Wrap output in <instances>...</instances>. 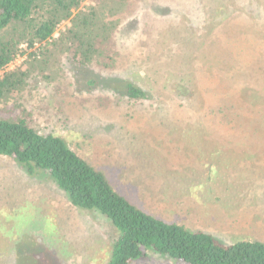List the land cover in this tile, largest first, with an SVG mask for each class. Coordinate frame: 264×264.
I'll return each mask as SVG.
<instances>
[{
  "label": "rangeland",
  "instance_id": "1",
  "mask_svg": "<svg viewBox=\"0 0 264 264\" xmlns=\"http://www.w3.org/2000/svg\"><path fill=\"white\" fill-rule=\"evenodd\" d=\"M124 1L134 5L119 34L128 69L103 78L63 55L44 68L18 57L0 77L16 68L30 77L0 116L28 117L61 138L153 217L224 244L264 242V0ZM173 35L196 43L204 36L205 56L183 57ZM228 36L232 51L261 54L238 53L245 66L237 68L219 51ZM182 59L189 61L178 71ZM233 69L240 71L220 74ZM128 83L146 100H128ZM21 166L0 156V264H106L116 237L109 220L72 206L46 172ZM132 264L182 263L146 252Z\"/></svg>",
  "mask_w": 264,
  "mask_h": 264
},
{
  "label": "trees",
  "instance_id": "2",
  "mask_svg": "<svg viewBox=\"0 0 264 264\" xmlns=\"http://www.w3.org/2000/svg\"><path fill=\"white\" fill-rule=\"evenodd\" d=\"M85 1L0 0V71L23 56L31 66L37 64V68L56 66L61 55L73 65L90 68L103 78L112 77L120 67L126 68L124 57L122 64L125 65H120L123 53L118 50L121 45L119 34L124 21L134 14V5H124V0H94L93 5L81 9ZM115 5L123 11L115 12ZM65 21H69L70 26L54 37L59 25ZM173 36V45L182 49L183 57L191 60L193 54L205 56L203 50H199L204 44V36L199 35L202 41L198 43ZM225 41L219 51H229L239 62V69L245 66L240 61V53L250 56L262 52L243 45L236 49L238 51H232L231 37ZM147 57L150 59L151 55ZM188 61L182 59V68L178 71ZM238 71L233 69L229 74H220L233 76ZM29 77L30 71L20 68L3 73L0 77V112L7 100L24 88ZM188 81L192 79L188 78ZM237 87L238 91H244L247 83ZM125 96L135 104L147 98L141 87L133 83L126 85ZM0 156L12 158L29 174L46 172L72 206L99 213L109 220L116 237L106 264H132L146 252L182 264H264L262 241L220 243L211 235L190 231L136 208L112 189L101 171L76 154L61 138L35 128L28 117L14 120L0 116Z\"/></svg>",
  "mask_w": 264,
  "mask_h": 264
}]
</instances>
